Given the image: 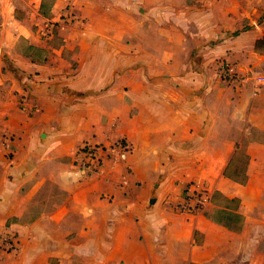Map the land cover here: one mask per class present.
<instances>
[{
	"label": "crops",
	"instance_id": "obj_1",
	"mask_svg": "<svg viewBox=\"0 0 264 264\" xmlns=\"http://www.w3.org/2000/svg\"><path fill=\"white\" fill-rule=\"evenodd\" d=\"M68 4L85 20L68 38L80 56H28L24 42L44 50L40 20ZM253 5L0 0V235L19 247L0 264H264L263 28L245 33L247 53L224 37ZM122 56L148 59L122 70ZM220 58L240 81L217 77ZM118 138L125 161L74 168L79 145ZM192 181L223 199L177 213Z\"/></svg>",
	"mask_w": 264,
	"mask_h": 264
},
{
	"label": "rangeland",
	"instance_id": "obj_2",
	"mask_svg": "<svg viewBox=\"0 0 264 264\" xmlns=\"http://www.w3.org/2000/svg\"><path fill=\"white\" fill-rule=\"evenodd\" d=\"M242 5H244V8L247 7V4L244 2ZM72 6L68 4L64 8L58 7L57 11L49 18V19H44L42 18L40 20V24L38 25L37 28V41L40 47H44V50L46 54L49 56H80V47L76 45L73 41L70 43L68 41L69 36H72L74 33L79 32L81 33L84 28L85 20H81L76 16V13L71 12ZM264 15V0H254V5L252 8H249V10H244L241 11L242 21H241V26L238 28H234L231 31H228L224 34L225 38H228L236 44V46H239L240 48L243 46L245 51L243 53H247V51H250L246 48H248V41H247V35L245 34L246 32H249L253 29L257 30V27L260 26V22L262 20V17ZM252 25V27H251ZM245 34V35H244ZM66 40V42H64ZM76 42V40H75ZM69 45L70 49H66L65 46ZM22 44H19L17 48L20 49L22 47ZM210 47H213V44H210ZM84 50H87V46L84 45ZM48 50V51H47ZM62 50V53L60 51ZM65 50V51H64ZM60 54V55H59ZM238 54L240 55L241 52L238 51ZM83 55H85L83 51ZM138 58H142L144 61L148 59V56H122V70H125L129 68V66H124L126 62H131V65L134 63V60ZM162 59H167V56L161 57ZM131 60V61H130ZM239 61V60H237ZM257 58L255 59L254 63L256 64ZM160 63V61H158ZM229 65L231 63H228L226 60L223 58L216 59L214 64V71L217 77L222 80L221 74H222V68H224L225 65ZM74 65V64H73ZM142 66L145 68L147 67L146 63H142ZM211 66V65H210ZM257 66V65H255ZM75 69L77 68V65L75 64ZM238 81H240V78L237 76L236 77ZM258 77H255V79ZM223 81V80H222ZM224 83H229L227 81H223ZM264 87V85L260 86ZM27 91V90H26ZM25 93V92H24ZM26 95L22 94L19 95V100L21 97H24ZM27 98L25 100L26 105L28 104L29 100V93L27 94ZM23 108V107H22ZM244 157L241 156L239 158V162L243 163ZM194 182V181H192ZM196 182V181H195ZM200 183V182H199ZM203 184V183H201ZM205 185V184H204ZM6 232V231H5ZM2 234V233H1ZM11 237L13 238V242L17 245V240L14 237V233H5L3 235H0L1 237ZM19 247L18 245L15 246V248H11L9 251H6L1 245H0V260L3 255L11 256L13 257L18 253ZM21 261H19L16 264H19ZM11 264H15L14 261L10 262Z\"/></svg>",
	"mask_w": 264,
	"mask_h": 264
},
{
	"label": "built area",
	"instance_id": "obj_3",
	"mask_svg": "<svg viewBox=\"0 0 264 264\" xmlns=\"http://www.w3.org/2000/svg\"><path fill=\"white\" fill-rule=\"evenodd\" d=\"M221 72L223 81L234 82L237 80L236 74L229 65L226 64ZM259 81L264 83V78H259ZM26 99H28L27 95L19 100L23 108L27 103L25 102ZM129 150L128 143L124 138H118L107 146L84 142L76 148L73 154V166L84 176H98L104 171L107 161L113 164H120L125 161ZM210 198L211 195L204 184L195 181L190 182L185 186L182 200L175 206L174 210L177 213L196 214L210 203ZM0 245L6 251L17 246L13 242V238L4 236L0 239Z\"/></svg>",
	"mask_w": 264,
	"mask_h": 264
},
{
	"label": "trees",
	"instance_id": "obj_4",
	"mask_svg": "<svg viewBox=\"0 0 264 264\" xmlns=\"http://www.w3.org/2000/svg\"><path fill=\"white\" fill-rule=\"evenodd\" d=\"M42 15L46 16L47 14L46 13H43L41 12ZM48 18V17H47ZM261 25H262V28H263V37L259 40H256L255 41V44H254V49H255V52L260 54V55H264V15L262 17V20H261ZM23 45L25 46V53L28 55V56H38L37 58V61L38 60H44V57L42 56H47L45 50L41 49V48H38V47H35V46H32V45H26V43L24 42ZM219 199H223L222 196L218 193H214L211 195V198H210V203H213ZM227 202L229 203H233V206H236L237 204V200H227ZM221 213V212H220ZM232 216L230 217L229 221L231 224H236V223H240L241 221V217L237 214H231ZM214 220L216 221H219L222 220L223 218L222 217H218V218H213Z\"/></svg>",
	"mask_w": 264,
	"mask_h": 264
}]
</instances>
